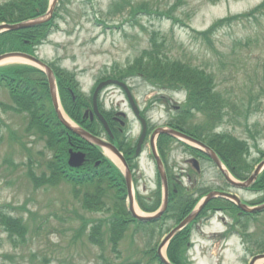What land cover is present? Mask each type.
<instances>
[{
  "label": "rangeland",
  "instance_id": "obj_1",
  "mask_svg": "<svg viewBox=\"0 0 264 264\" xmlns=\"http://www.w3.org/2000/svg\"><path fill=\"white\" fill-rule=\"evenodd\" d=\"M7 1L10 0H0V4ZM262 1L59 0L51 26L53 31L37 46L36 53L55 70L56 81L70 79L89 100L103 78L116 77L126 81L132 87L130 89L144 117L149 120V126L153 128L164 125L169 119L168 112L177 105L181 106L186 98L184 92L172 91L162 94L161 100H156L159 90L146 80L150 71L137 66L138 57L156 52V45L163 44L164 40L170 46L169 56L214 69L218 73L219 87L224 93L230 91L227 95L249 99L248 91L252 87L264 93V13H259L258 20L235 21L231 27L219 30L213 37L214 47L192 31L193 28L205 30L217 19L249 11ZM23 62L26 61L19 58L7 59L0 63V69ZM142 64L147 67L148 59H143ZM120 69L122 72L118 73ZM73 85L66 84V91L60 85L56 87L61 99L69 94L68 89ZM101 97L103 101L100 104L109 112L126 111L130 118L136 119L120 87L109 86L103 90ZM0 102L13 104L9 88L0 87ZM252 106L259 108L252 110L249 116L236 115L232 119L233 110L221 129L247 139L251 145V159H257L259 163L264 159V95L254 99ZM62 111L67 120L76 124L63 107ZM28 122L27 114L0 105V210L4 208L13 218L25 221L28 227L24 240L16 236L15 230L10 234L0 226V264H160L153 258V250L159 247L163 237L175 225L173 220L168 219L161 228L146 225L138 228L131 224L115 250L111 242L112 231H107V221L104 223V245L89 241L96 220H107L115 211L113 191L107 185L104 187L105 208L108 210L103 212L85 209L82 195L74 196L69 184L62 182L59 186L34 187L29 170L37 175H42V170L49 174L51 150L47 147L45 136L35 129H28ZM131 128L137 135L140 123L135 120ZM172 145L167 169L181 174L182 169H189L186 160L190 154L182 148L178 149L177 143ZM146 148L144 156L136 160L139 165L134 173L136 209L140 213L144 209L138 203V197L146 206H151L154 201L152 195L158 190L162 195L149 141ZM206 167L202 178L204 184L200 187L224 185L216 168ZM263 174L264 170L260 177ZM87 189L81 187L83 193ZM89 191L94 192L95 188L91 187ZM238 195L246 202H257L264 197V189L258 191V187L253 186L250 191L239 190ZM227 220L231 222L230 217ZM83 223H88L85 231L80 230ZM221 225L217 219L206 221L204 217L195 227L192 239L197 242L196 248L201 249L200 254L205 243L210 247L201 264L216 263V260L221 262L222 259L221 264H244L254 253L245 254L236 236L230 238L224 255L221 254L222 249L217 248L221 244L215 247L218 233L214 231L219 230ZM249 226L253 232L264 231V214ZM214 248L216 255L211 256ZM164 249L167 254V248ZM190 252L193 256L192 249Z\"/></svg>",
  "mask_w": 264,
  "mask_h": 264
},
{
  "label": "trees",
  "instance_id": "obj_2",
  "mask_svg": "<svg viewBox=\"0 0 264 264\" xmlns=\"http://www.w3.org/2000/svg\"><path fill=\"white\" fill-rule=\"evenodd\" d=\"M217 2L219 0H211ZM49 0H10L0 4V22H17L29 17L43 13L48 6ZM259 13H264V1L252 10L238 15L227 16L215 21L204 31L192 30L200 39H203L209 46L214 47L215 34L224 27H231L235 21L258 20ZM52 22L36 28L23 29L19 31H7L0 34V54L9 51H26L34 53L37 46L41 45L51 31ZM170 46L167 40L163 44L156 45V52L152 51L138 57L137 66L149 72L147 81L160 92L183 91L185 101L177 112L176 123L179 127L195 137L203 140L212 146L221 155L229 168L240 178H245L253 169L257 159H251V145L247 139L239 138L229 131H217V128L228 121V117L233 110L239 117L249 116L253 108V100L259 99L261 92L254 87L249 89L248 96L233 98L223 92L219 87L218 73L214 69H208L207 65H198L191 61L169 56ZM232 54V51H231ZM147 55V56H146ZM143 59H148V66L144 67ZM134 69V68H132ZM120 69L118 73H121ZM115 73V74H118ZM128 73V72H126ZM133 74V73H131ZM5 84L13 96V105H3L16 112H21L29 116L28 129L46 137L47 147L51 150V160L48 163L49 174L42 170V175H37L32 169L29 176L35 186H57L62 181L84 185L86 188L94 186L96 192L92 193L88 189L82 198L85 209L95 212H103L106 209V201L103 194V184L115 190L113 200H115L114 212L107 220L99 218L93 225L89 241L96 245L103 246V235L110 229L112 231V247L117 250L120 240L126 230L131 226L129 214L124 207L126 186L124 177L119 168L107 159L101 149L87 140L78 137L66 128L53 107L48 90L45 74L38 68L30 65H11L0 69V84ZM61 89L66 91V84L73 85L70 79L59 80ZM69 93V92H68ZM158 100L160 97L157 98ZM69 113L78 122H81L88 129L94 131V124L83 122L82 107L80 100L74 101L71 94L63 98ZM240 103V105L238 104ZM85 121V120H84ZM27 129V130H28ZM1 142V140H0ZM71 146L88 152V161L81 168H73L68 164V150ZM264 153V152H262ZM32 156V154H29ZM97 162H99L97 164ZM33 163L30 157V164ZM258 189H264V174L259 177L254 185ZM74 196H80L81 190L74 189ZM195 199H193L192 205ZM227 201L215 199L211 206H227ZM1 209V208H0ZM0 226L7 233L15 232L20 237H24L27 227H24L20 220L10 216L8 212L0 210ZM88 223H83L80 230L85 231ZM245 235L249 238L250 244L254 240L252 234ZM180 234V238L184 237ZM255 237L264 238V231L258 232ZM262 237V238H261ZM264 251V240L254 241L252 245ZM185 243L173 242L169 247V257L176 264H187L183 251Z\"/></svg>",
  "mask_w": 264,
  "mask_h": 264
},
{
  "label": "water",
  "instance_id": "obj_3",
  "mask_svg": "<svg viewBox=\"0 0 264 264\" xmlns=\"http://www.w3.org/2000/svg\"><path fill=\"white\" fill-rule=\"evenodd\" d=\"M54 7H55V3L53 4V6H52L51 10L49 11V13L47 15H44L43 17H38V18L29 20V21H24V22H21V23H18V24H13V25L8 24V25H5V26L8 29H10V30H16V29L28 28V27H33V26H36V25L43 24V23H45L46 21H48L51 18L53 10H54ZM15 56H20V57H23V58H26V59H30V60H32L34 62H37L38 64H40V65H42V66H44L46 68L47 74H48V77H49V81H50V85H51V92H52L53 100H54L55 105L58 108V99H57V95H56V86H55V80H54V73L50 69V67L47 64H45L44 62H42L40 59H38L37 57H35V56L31 55V54L22 53V52H11V53L3 54V55L0 56V60L6 59V58H9V57H15ZM110 82H114V81L113 80H109V81H106V82L102 83L100 85L99 89L102 86H104V85H106V84H108ZM100 117H101L102 120H104L102 115H100ZM63 121L65 122V124L67 126H69L76 133H78V134H80L82 136H85V137L89 138L90 140H93L94 142H96L98 144L107 145V146L111 147L116 153H119V151L114 146H112L111 144L104 142L100 138L91 135L90 133L86 132L85 130H83L81 128H78V127H76L74 125L69 124L64 119H63ZM157 132H159V133H167V134H171V135H178V136H182V137H185V138H187L189 140L197 142L198 144H200L205 149V151L215 160V162L218 165H221V162H220L219 158L217 157V155L208 146H206L205 144L201 143L200 141H196L195 139L191 138L190 136L184 135V134L179 133V132H177L175 130H172V129H163V128H161V129H158ZM141 142H142V139H141ZM84 159H85V154H83V153H72L71 159H70V163L72 165L78 166V165L83 164ZM159 164H160V172H161V174L163 176L164 181L166 182V175H165V172H164L163 168L161 167L162 164H161L160 159H159ZM263 166H264V161L258 166V168H257L256 172L253 174V176H251L246 182L237 183V182L231 180V183L234 184L235 186H243V187L249 186L257 178V175H258V173L260 172V170H261V168ZM127 179L130 182V173H128ZM129 188H130V183H129ZM166 190H167V188H166ZM214 194L215 193L209 194L208 197L206 198L205 202L199 208H197L195 211H193L177 228H175L170 233L168 238L173 237V235H175L183 226H186L190 221H192L198 215L199 211L206 205V203L214 196ZM131 198H132V194H131ZM236 201L239 203L240 207H242L243 209H245L247 211H254L255 210V209L248 208L245 205L241 204L238 199H236ZM165 209H166V204L164 205L162 211L159 214L155 215V216H151V217L150 216L149 217L140 216V215H137V216L140 219L153 220V219L159 217L163 213V211ZM262 209H264V205L256 208V210H262ZM132 211H133V209H132ZM261 257H262V255L256 256L251 264H254V262L258 258H261ZM161 259H162V261L165 264H173L170 261H168L166 258H164L162 255H161Z\"/></svg>",
  "mask_w": 264,
  "mask_h": 264
},
{
  "label": "bare ground",
  "instance_id": "obj_4",
  "mask_svg": "<svg viewBox=\"0 0 264 264\" xmlns=\"http://www.w3.org/2000/svg\"><path fill=\"white\" fill-rule=\"evenodd\" d=\"M261 263V261H259L257 264H260Z\"/></svg>",
  "mask_w": 264,
  "mask_h": 264
}]
</instances>
